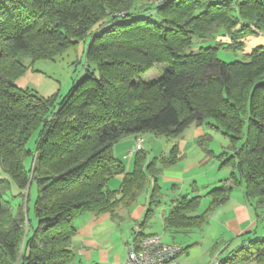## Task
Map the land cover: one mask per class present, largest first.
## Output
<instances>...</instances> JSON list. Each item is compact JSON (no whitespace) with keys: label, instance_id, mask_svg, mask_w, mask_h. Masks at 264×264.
I'll list each match as a JSON object with an SVG mask.
<instances>
[{"label":"trees","instance_id":"trees-1","mask_svg":"<svg viewBox=\"0 0 264 264\" xmlns=\"http://www.w3.org/2000/svg\"><path fill=\"white\" fill-rule=\"evenodd\" d=\"M148 7L157 19L139 14ZM253 27L264 31V0H0V166L22 196L12 213L3 199L8 181L0 177V264H71L75 219L114 216L152 177L146 222L159 203L158 175L181 155L174 143L167 155L146 162L141 148L125 172L113 145L128 135L173 139L191 124L206 123L229 137L232 151L218 154L219 168L230 169L225 183L206 193L210 201L202 213L193 214L200 196L178 197L164 217L169 233L200 229L238 184L263 216L264 45L229 62L216 56V46L187 50L193 36L218 34L228 35L229 47L242 48ZM86 37L85 72L57 108L52 96L15 85L26 70L22 55L53 58ZM156 63L167 66L157 79L143 81ZM33 135L34 151L27 146ZM208 138L198 141L212 154L203 142ZM118 174L120 184L110 188ZM33 180L36 224L28 228L23 192ZM138 226V236L146 235ZM252 260L264 264V237L219 256L218 264Z\"/></svg>","mask_w":264,"mask_h":264},{"label":"rangeland","instance_id":"rangeland-1","mask_svg":"<svg viewBox=\"0 0 264 264\" xmlns=\"http://www.w3.org/2000/svg\"><path fill=\"white\" fill-rule=\"evenodd\" d=\"M211 2H220L222 0H210ZM149 9L140 11L139 14H151L152 18L157 19L158 15L154 12L150 7ZM239 23H241V19H239ZM255 30L254 33H249L248 35L242 38L243 47H229V43L231 40L228 35H213L212 37L199 38L197 36H193L192 43L189 49L187 50H198L201 46H216V56L224 61H234V60H242L245 58V54H248L254 46L264 45V31L262 29H258L253 27ZM89 37H86L84 40H80L74 46H71L61 53L57 54L53 58H39L32 60L29 56L22 55L21 61L26 66V70L14 79V83L16 86L32 90L39 96L43 97H53L54 100V108L58 107L60 100L68 93L73 85L77 83L80 77L85 72V54L88 45ZM166 63H156L149 70L141 75V79L143 81H152L157 79L164 69L166 68ZM208 133V132H207ZM210 138L208 140H204L208 149L213 151L212 154H207L205 149L202 148L199 141L196 145V150L192 149L189 153L185 152L183 154V159L185 157L195 161L194 157L197 155H205L209 157V161L201 167L192 168L188 170L185 174V177L195 173L198 174L200 180V171H209V175L213 174V177L218 173H227L228 171L221 172L222 169L219 168V153L222 151L231 152L232 147L230 144L229 137L223 134L219 130L209 131ZM34 138L33 135L27 143V146L30 150L34 151ZM143 148L146 152V162L153 161L156 156L161 154V151L167 150L170 151L173 144H171L172 138L155 135L152 132L143 133ZM188 151V150H186ZM196 152V156L193 154ZM32 159V154L25 159V166L28 169L30 166V160ZM200 160V159H198ZM156 161V159H155ZM185 161V160H184ZM177 162V161H176ZM155 163V162H154ZM179 166H176L178 169L184 167V162H178ZM187 163V162H186ZM189 163V162H188ZM175 164V163H174ZM173 165V164H172ZM171 167L167 166L166 168ZM200 172V173H199ZM160 175V176H159ZM158 175V181L161 180V174ZM206 175V174H203ZM0 177L4 178L8 181V188L3 193V199L7 201L11 212L14 213L18 203L22 201V196L20 194L21 190L16 185V183L12 180L11 176L3 171L0 166ZM115 179L112 177L108 185L113 188L115 185ZM158 185L161 187L162 196L159 198V203L152 206V214L147 218L145 224H143V230L145 232H154L157 234H162L163 240L170 237V235L163 230L162 223V214L169 210L170 199L172 196L171 182L166 183L158 182ZM241 185V184H240ZM240 185H235L234 192H238L240 189ZM118 187V184L115 185ZM154 186V182L152 178H148L146 184L143 189L139 192L135 201L132 202L129 206H118V213L123 216L124 219L129 218V214H131L132 219L130 220L132 224L137 222L140 224L144 217L146 210L148 208V202L150 198V192L152 187ZM215 185L213 187H216ZM242 186V185H241ZM117 187H114L117 188ZM212 187V188H213ZM24 206L27 208V225L28 228L30 226H34L36 224L35 213H34V203L37 195V186L35 181L29 182L27 187L24 190ZM203 192L202 194H204ZM192 194V193H191ZM206 197V196H203ZM205 198H200L198 210H204L205 204L208 202L205 201ZM76 220V219H75ZM130 222V223H131ZM141 225V224H140ZM163 232V233H161ZM260 234L264 237V215L257 217L256 222L249 233H246L242 236H245L244 240L252 239L255 235ZM174 240L182 244L184 249L192 248L189 252L181 254V262L182 264H208V262L214 257L218 260V254L214 252L217 250L214 247L217 244H213V237L209 231H207L206 226L200 229H192L188 234H181L180 232L174 234ZM218 241V240H216ZM215 241V242H216ZM213 245V247H212ZM239 248V246H235L234 248H230L228 253L234 251ZM226 253V254H228ZM209 257V258H208ZM181 262L179 264H181ZM243 264H258L256 261H248Z\"/></svg>","mask_w":264,"mask_h":264},{"label":"crops","instance_id":"crops-1","mask_svg":"<svg viewBox=\"0 0 264 264\" xmlns=\"http://www.w3.org/2000/svg\"><path fill=\"white\" fill-rule=\"evenodd\" d=\"M213 130L214 129L208 126L206 123H202L199 125L191 124L190 126L185 128L180 136L171 140V144H177L181 156L180 158H178L175 164L171 165V167L164 168L160 173L161 182H163L165 185L166 183L171 182L172 196L170 199V208L168 211H166L165 213L163 212L162 214L163 230H165L170 235V237L163 240L162 234H157L150 231L145 232L142 229L144 226L142 224V221L140 224L143 234H156L160 236L162 241L176 242V240H174V234L180 232L181 234L186 235L190 233V231H192L189 229H183L177 232L169 233V230L165 228L164 217L173 208L176 203V199L181 195H187L188 197L200 196V198H205L208 202L205 200L207 203L204 206V210L200 211L197 209L196 212H193V214L202 213L209 206L210 198L206 195V193L211 190L213 186H220L225 183L224 179L227 177V173L226 175L225 173H215L213 177V174L207 176L209 174V171L201 170L200 172L206 175L200 174V180L198 174L196 175L195 173H193L191 175H188L187 177H185L184 174L188 170L201 167L209 161V157L207 156L208 153L206 155L205 153H203V156L200 154L196 156V152L193 153L196 156L194 157L195 161H192L187 157L183 159V154L185 152L189 153L192 149L196 150L198 139L202 135ZM143 142L144 138L142 135L141 150H144L142 145ZM135 144L136 136L128 135L120 139L113 145V154L123 163L125 172L132 169L133 158L135 153L137 152V150H135ZM210 151L213 155V151ZM167 154L168 151L164 150L161 151V154L156 157L165 156ZM178 162H184V167L180 169L175 167L176 164L177 166H179ZM220 169H222L221 172L228 171L227 167ZM114 178H116L114 184L119 185L123 178V174L115 175ZM228 182H230V180ZM115 185L113 186V188L117 187ZM234 187L235 186L230 189L229 195L225 201L209 210L208 214L206 215L207 221L203 225L206 226L207 231L214 235V237L212 238L214 241L213 244H217L214 247L215 249H217L214 253L218 254L217 256L220 257L225 256L230 248L232 249L236 245H246L247 241L250 239L244 240L245 236L242 235L251 231L257 218V215L255 214L252 206L246 201L244 197L243 187L240 185V189L238 192H234ZM203 192L205 193L202 194ZM161 196L162 193L160 187V197ZM117 209L114 216H111V214L109 213H84L76 218L74 222L76 226V234L72 238V248L75 254V258L71 264H121L124 262L127 253L128 237L131 235L132 229L140 224H137V222H134V224H132V222L130 221L132 219L131 214L128 215V219H124L123 216L118 213ZM203 226L201 228H203ZM258 237L262 236L258 234L252 238ZM180 245L182 247V244ZM191 249V247L187 249L183 248L182 252L179 254V263L181 262V258L183 256H181V254H189Z\"/></svg>","mask_w":264,"mask_h":264},{"label":"built area","instance_id":"built-area-1","mask_svg":"<svg viewBox=\"0 0 264 264\" xmlns=\"http://www.w3.org/2000/svg\"><path fill=\"white\" fill-rule=\"evenodd\" d=\"M166 0H154L155 5H162ZM142 137H136L135 150L141 149ZM139 227L132 229L128 237L127 253L121 264H179L182 247L176 242L162 241L159 235L146 234L138 236ZM208 264H218L216 258Z\"/></svg>","mask_w":264,"mask_h":264}]
</instances>
